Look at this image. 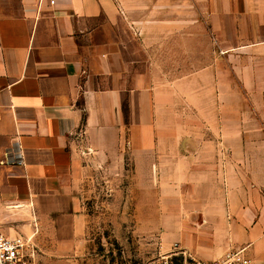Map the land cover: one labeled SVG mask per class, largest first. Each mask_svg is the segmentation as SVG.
<instances>
[{"label": "crops", "instance_id": "0c3cea01", "mask_svg": "<svg viewBox=\"0 0 264 264\" xmlns=\"http://www.w3.org/2000/svg\"><path fill=\"white\" fill-rule=\"evenodd\" d=\"M99 162L170 252L264 264V0H0V227L81 264Z\"/></svg>", "mask_w": 264, "mask_h": 264}, {"label": "rangeland", "instance_id": "374dc122", "mask_svg": "<svg viewBox=\"0 0 264 264\" xmlns=\"http://www.w3.org/2000/svg\"><path fill=\"white\" fill-rule=\"evenodd\" d=\"M131 184L136 183L128 163L90 166L82 191L91 248L81 264H149L160 254L170 253L164 248L167 229L160 226L159 213L129 210V203L140 204L144 199ZM173 262L181 264L177 256Z\"/></svg>", "mask_w": 264, "mask_h": 264}, {"label": "built area", "instance_id": "2783aa9c", "mask_svg": "<svg viewBox=\"0 0 264 264\" xmlns=\"http://www.w3.org/2000/svg\"><path fill=\"white\" fill-rule=\"evenodd\" d=\"M173 248L170 253L160 254L149 264H174L173 257L176 256L180 258L181 264H253L246 249H232L218 259L202 260L191 257L183 249H178L177 243ZM38 255L39 249L33 237L10 235L0 227V264H39Z\"/></svg>", "mask_w": 264, "mask_h": 264}]
</instances>
